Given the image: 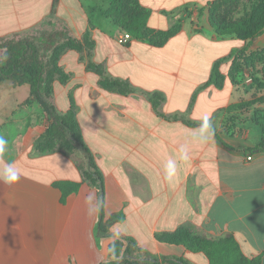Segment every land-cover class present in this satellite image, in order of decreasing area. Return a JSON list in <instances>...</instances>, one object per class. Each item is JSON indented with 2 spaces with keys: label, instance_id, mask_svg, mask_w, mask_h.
Listing matches in <instances>:
<instances>
[{
  "label": "crops",
  "instance_id": "crops-1",
  "mask_svg": "<svg viewBox=\"0 0 264 264\" xmlns=\"http://www.w3.org/2000/svg\"><path fill=\"white\" fill-rule=\"evenodd\" d=\"M137 1L154 36L175 30L162 45L134 37L118 44L120 28L88 0H58L55 7L53 0H0V36L50 25L55 16L75 38L88 33L91 60L133 88L122 92L102 85L87 67L84 50L66 49L60 56L69 79L54 82L51 101L61 112L73 106L102 177L101 197L71 155L34 151L42 132L39 105H23L28 84L0 82V137L7 140L0 173L11 165L21 176L12 185L0 181V264H100L109 259L108 246L117 235L135 242L125 254L130 261L122 264H209L204 253L155 237L180 229L199 238L233 235L246 256H260L264 264V150L247 151L262 135L254 118L264 120V99L228 110L242 100L264 98V80L251 96L252 83L227 80L226 60L221 86L207 83L213 64L244 44L234 35L216 34L207 14L214 0ZM263 47L264 33L248 50ZM153 92L163 95L161 115L149 100ZM205 117L211 134L201 130ZM169 160L176 161L171 179L165 177ZM63 180L81 182L64 201L54 186ZM114 214L121 217L107 225V235L100 234L99 221ZM163 257L181 262H162Z\"/></svg>",
  "mask_w": 264,
  "mask_h": 264
},
{
  "label": "trees",
  "instance_id": "trees-1",
  "mask_svg": "<svg viewBox=\"0 0 264 264\" xmlns=\"http://www.w3.org/2000/svg\"><path fill=\"white\" fill-rule=\"evenodd\" d=\"M125 1L108 0L109 5L105 15L117 26L127 30L132 37L159 46L175 33V30H173L165 33L161 32L154 36L147 25L148 14L142 9L138 1L132 0L130 2L131 6L128 13L124 10ZM236 1L214 0L208 4V20L216 34L219 36L234 35L245 44L243 47L234 49L229 56L221 58L213 64L207 83L215 87L221 86L224 76L220 71V65L228 60L227 79L236 85V81L242 79L240 75H242L243 69L246 68L252 77L251 87L254 88V95H256L258 90L263 88L264 64L261 67L263 70L259 71L251 63L258 65V63L263 62L264 47L257 50H248V47L252 39L264 33V0L254 4L252 9H250L251 12L240 19L221 21L217 16L218 14L215 13L223 5ZM57 2L58 0H53L52 6L55 7ZM84 36L87 35L85 34ZM85 39L87 37H84ZM90 46L93 47V43ZM82 48L79 40L63 29L0 36V82L11 80L15 85L25 83L29 85V95L23 105L37 103L47 123L45 131L36 139L35 148L37 152L61 151L66 155H70L76 149L81 150L87 162L86 168L81 166L83 180L97 186L102 197V177L94 163L91 152L84 143L73 106L65 112H61L56 109L51 101L54 82L64 83L69 79V74L59 62L62 52L66 49L81 51ZM251 56H256V60L250 59ZM87 67L100 76L102 85L117 87L122 92L133 90L128 82L105 74L100 66L89 58ZM263 99V97H258L256 99L242 100L230 105L228 110L247 107ZM149 100L161 115L159 107L163 101V95L160 92L150 93ZM257 117L254 120L261 125L262 135L255 146L247 150L249 153L254 150H264V120L260 121ZM173 119H177V117L174 116ZM182 120L188 125L197 124V122ZM56 140H59L57 147L54 146V141ZM54 186L59 189L61 200L64 201L67 195L79 190L81 182L70 180L56 181ZM120 217V215L114 214L109 216L104 222L100 220L97 225L98 232L107 235V225ZM155 237L159 241L182 244L191 251H200L208 258L209 264H261L260 256L249 257L244 254L239 241L233 235L217 238H199L193 236L187 229H180V231L170 235L157 233ZM130 244L135 245L133 239L117 235L108 246L109 259L100 264L129 262L130 260L125 258V254L129 253ZM161 261L166 263L181 262L179 258L166 257L161 258ZM152 264L160 263L157 259H154ZM181 264L184 263L181 262Z\"/></svg>",
  "mask_w": 264,
  "mask_h": 264
},
{
  "label": "rangeland",
  "instance_id": "rangeland-1",
  "mask_svg": "<svg viewBox=\"0 0 264 264\" xmlns=\"http://www.w3.org/2000/svg\"><path fill=\"white\" fill-rule=\"evenodd\" d=\"M131 1L132 0H126L125 1V5H124L125 9L124 10L127 13L130 10V6H131L130 5V2ZM88 2H94L95 4H99V5H97V7L100 10L101 14L104 17L108 18L105 15V11H106V9L108 8V5H109L108 0H88ZM259 2H260V0H255L254 4H258ZM252 3H253L252 0H237L236 2L228 3V4L223 5L217 11V13H215V14H218L217 16L219 17V19L221 21H224V22H226V21H234V20L240 19V18L246 16L247 14H249L251 12L249 9H252ZM108 19H110V18H108ZM49 22H50V25H48L46 22H43V23L39 24L38 27H36V28L33 27V28H29V29L24 30V31H22V30H20V31H11V32L2 33L1 35H4V36L7 35L8 36V35H12L13 33H18V34L39 33V32H42V31H49V30L52 31V30H60V29L66 30L68 32V34L72 35L67 29H65L64 24L60 20H58L55 16H51L49 18ZM121 30H125V29L120 28L119 31L115 34L114 39H116V36L121 32ZM86 35L87 36H84L83 35V37L80 38V39H78V40H79V42L81 43V45L83 47L81 51H83V50L85 51V53H86V59L88 61V58L91 59V56H92V49H93V47L90 46V45H92L93 40L91 39V36L88 33ZM84 37H87V39L84 40ZM90 41H91V43H90ZM244 44L241 47H243ZM250 59H252L253 61H255L256 60V56H251ZM228 63H229V61H228ZM248 64H249V61H248ZM251 64H252V66L258 68L259 71L260 70L262 71L263 69L261 67L263 66L262 64H264V60H263V62L258 63V65H254L253 63H251ZM228 67H229V64H228ZM228 67L226 69V73L228 71ZM102 71L104 72L103 69H102ZM246 74H249V71L245 68V69H243L242 75H240V76H242V79H241L242 81L241 80L236 81L237 82L236 83L237 86H241L243 82L245 83V76H246ZM227 80L229 81V79H227ZM253 94H255V90L253 91V93H251V96ZM256 98L257 97H255L254 99H256ZM32 104H34V103H32ZM32 104H30V105H32ZM26 106H28V105H26ZM39 124H40V128H42V132L39 134V136H40L45 131L46 126H47L45 116L41 112L40 108H39ZM36 139H34V151L37 152V150L35 148ZM58 144H59V140L54 141V146L55 147H57ZM44 153H47V152H43V153H39V154H44ZM70 155L74 158V160L80 166L83 167L82 164L86 161V159H85V157L83 155V152L81 150L76 149Z\"/></svg>",
  "mask_w": 264,
  "mask_h": 264
},
{
  "label": "clouds",
  "instance_id": "clouds-1",
  "mask_svg": "<svg viewBox=\"0 0 264 264\" xmlns=\"http://www.w3.org/2000/svg\"><path fill=\"white\" fill-rule=\"evenodd\" d=\"M203 133L211 134L213 131L212 129V124L210 117H205L202 122V128H201ZM7 145V140H5L3 137H0V154H2ZM180 158L182 160H186L188 157L186 153H181ZM176 171V161L175 160H169L165 167V177L167 179H171L172 176L175 174ZM21 179L20 173L15 170L11 165H9L3 173H0V181H2L5 184L12 185L14 183L19 182ZM89 200L91 197L88 198Z\"/></svg>",
  "mask_w": 264,
  "mask_h": 264
},
{
  "label": "built area",
  "instance_id": "built-area-1",
  "mask_svg": "<svg viewBox=\"0 0 264 264\" xmlns=\"http://www.w3.org/2000/svg\"><path fill=\"white\" fill-rule=\"evenodd\" d=\"M189 17L192 20H195V13L190 14ZM132 39V35L127 30H121V32L116 36V42L121 45H126ZM252 77L250 74H246L245 83H251ZM252 158L251 155L247 156V159L250 160Z\"/></svg>",
  "mask_w": 264,
  "mask_h": 264
}]
</instances>
